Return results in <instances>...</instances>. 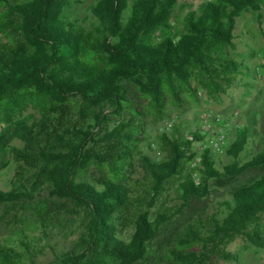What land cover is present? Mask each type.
<instances>
[{"label":"trees","instance_id":"16d2710c","mask_svg":"<svg viewBox=\"0 0 264 264\" xmlns=\"http://www.w3.org/2000/svg\"><path fill=\"white\" fill-rule=\"evenodd\" d=\"M87 1L0 0L6 39L0 41V156L21 157L35 179L84 212L76 249L50 264H203L210 251L223 253L236 237L264 246V172L217 203L207 219L180 226L159 252L152 242L167 215L150 219L122 183L139 156L154 193L176 183L187 206L210 194L212 180L264 168V150L239 159L248 140L242 128L225 152L229 164L194 151L201 139L194 130L160 134L155 146L161 158L139 149L146 141L153 151L143 119L164 122L198 90L217 98L235 83L242 65L223 53L236 38V20L248 12L260 19L264 0H204L194 9L178 0H95L85 26L74 12ZM178 10L186 12L179 17ZM29 109L40 117L24 115ZM81 111L90 117L73 121ZM97 137L105 145H90ZM13 140L23 147L12 146ZM96 167L103 173L92 180ZM13 186L0 190V204L24 198ZM124 222L132 229L128 240L118 233ZM47 229L42 223V237ZM38 241L16 232L0 244V264H37Z\"/></svg>","mask_w":264,"mask_h":264},{"label":"rangeland","instance_id":"374dc122","mask_svg":"<svg viewBox=\"0 0 264 264\" xmlns=\"http://www.w3.org/2000/svg\"><path fill=\"white\" fill-rule=\"evenodd\" d=\"M95 0H88L85 4L77 7L74 17L83 25L88 26L92 21L88 6ZM179 3H187L194 9L204 0H178ZM187 10V9H186ZM186 10L177 11L181 17ZM235 39L232 46L224 51V56L241 64V75H238L235 83L226 90L225 94L217 98L208 95L204 90H198L197 97L189 100L188 105H183L180 111L171 110L177 120L171 130L164 129V122H155L152 118L143 119V135L153 146L150 152L146 148V141L139 144V149L150 157L161 158L163 155L156 148L157 137L164 133L170 137L175 135L177 129L186 131L196 127V117L200 112H213L220 115H229L233 111L239 114L238 123L247 135V143L244 150L239 154L241 161L247 160L250 155L264 150V73L258 76L264 62V7L261 10V18L257 14L243 13L236 20ZM0 41H6L0 30ZM37 120L40 116L32 109L25 112ZM89 118L90 115L86 114ZM69 117V116H67ZM73 121L87 120L85 114L73 113L70 116ZM95 125L93 119L88 121ZM99 133V127H95ZM101 134V133H99ZM90 145H105L99 142ZM11 145L21 149L19 140H13ZM217 162L229 164L233 161L227 154L215 156ZM5 166L0 170V190L9 191L13 185H19V190L24 198L15 204H0V244L18 231L24 230L27 236L39 237L40 251L35 255L37 264H50L56 257L74 251L75 243L83 231L84 212L72 202L58 198L52 192V188L40 183L32 174L30 168L21 157H15L10 153L0 156ZM218 167L220 165L216 163ZM264 172V168L251 169L231 179L210 181V194L203 199H192L187 206L179 198L175 184H165L164 191L155 194L152 185L146 180L148 174L139 156L127 170L125 175L126 187L130 189L131 196L139 198L137 207L148 212L150 219H154L157 213H165L169 219L160 232L156 235L152 244L157 252L162 245L168 242L171 235L180 226L197 219H207L215 210L217 203L227 199L230 193L243 185L251 183ZM103 172L99 168H92L90 178L98 179ZM155 194V195H154ZM48 226L47 237L41 236V224ZM132 232L130 224L124 222L118 233L126 240ZM208 253L207 260L203 264H264V246L251 245L243 237H236L225 247H221ZM228 254L225 258L224 255Z\"/></svg>","mask_w":264,"mask_h":264},{"label":"built area","instance_id":"2783aa9c","mask_svg":"<svg viewBox=\"0 0 264 264\" xmlns=\"http://www.w3.org/2000/svg\"><path fill=\"white\" fill-rule=\"evenodd\" d=\"M257 72L258 76L264 73L261 69L257 70ZM238 117L239 114L237 111H233L229 115L200 112L196 117L197 124L193 130L197 131L201 139L194 143L193 150L197 153L208 151L213 156L223 155L235 139L236 131L241 129L238 123ZM176 120L177 115L171 113L164 122V129L166 131L171 130ZM2 127L3 125L1 124L0 131ZM193 181L195 184L199 181L196 174L193 175Z\"/></svg>","mask_w":264,"mask_h":264}]
</instances>
